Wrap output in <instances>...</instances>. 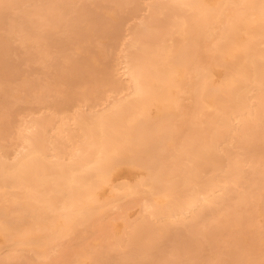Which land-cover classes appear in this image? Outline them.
Instances as JSON below:
<instances>
[{
  "label": "bare ground",
  "instance_id": "obj_1",
  "mask_svg": "<svg viewBox=\"0 0 264 264\" xmlns=\"http://www.w3.org/2000/svg\"><path fill=\"white\" fill-rule=\"evenodd\" d=\"M7 1L9 2V0ZM10 1L9 4H12L13 7L17 6L19 9L22 7V5L19 7V0ZM23 1L26 2V0ZM32 1L33 0H29V2ZM39 1H45L44 3H46V0ZM39 1L37 4L41 5ZM121 1L122 0H115L116 5L114 3L113 8ZM125 1L129 2V0ZM131 1L129 4H134L132 8H129L130 6L128 3L129 7L126 5V2L125 4L124 1L122 2L128 7L129 12L132 10L134 12V9L138 8L139 2H133L134 0ZM8 2L6 3L7 7L10 6L8 5ZM43 2L42 4H44ZM61 2L57 0H48L46 6H44V4V7L40 6L42 8H39L38 6L36 7L40 9V11L37 9L38 12H36L34 6L31 5L32 3L29 5L28 3L26 4L28 7L30 6L29 8L23 4V7L25 6L23 10H26L24 12L23 10L19 11V14L21 12L20 16L24 14L23 16L25 17L26 15H29L28 19L30 21L28 20L27 24H24L31 27L34 24L33 21H36L31 20L33 16H36L34 14H37V16L38 14L41 15L42 18L40 19L47 17L52 19L60 12L62 15V12L65 10L62 11V9H60L62 5L59 7V3ZM64 2L65 0L61 4L65 5L68 3L66 1L64 4ZM81 2L82 1H80V6L83 4V2ZM86 2L88 9H90L91 7L89 8V6L91 5L88 4L90 1L88 2L86 0L85 4ZM13 3H18L19 5H14ZM93 3L96 5L97 1H93ZM2 4L3 0H0V6L3 7ZM90 4L92 3L90 2ZM83 6L86 7L84 4ZM146 6L150 9L149 14L144 15V18L140 20H135V25L133 22L134 27H132L133 25H130L132 27L131 33L129 34V32H126L128 33V41L125 39L126 37L122 38L127 41L124 48H121V44L119 43L121 53L118 56L120 59H118L117 66L115 65L116 67L113 69L111 68V70L107 69L105 72H99L97 75L101 76V80L102 77H104V81L110 86L109 88L113 93L115 92V95L111 94L112 98L108 94L111 99H106L107 101L103 105L86 107L87 109H80L81 107L77 106L78 109H74V114L63 115L62 110L66 109L67 111L68 107L64 108L62 106L64 103H60V100L68 99L67 96L69 97L70 95L69 90L67 91L65 89L68 86L72 87L75 82V80L72 79L71 81V79H69V75L78 77L76 82H80L79 79H82L81 82L84 87H80L79 83L76 84L78 87L74 85L80 89H78L77 92L80 94L79 92H85L87 86L86 82L88 83V81L92 80L90 78V80L88 79L87 81L86 77L94 75V70L98 72L99 67L102 66V64H98L95 61L92 65L90 62L91 59H93L92 54L88 56L85 54L82 56L81 54L80 57L78 56L79 58L76 57L72 59L66 52L64 53H66L67 56L63 53V51L66 50L68 52V49L60 47L59 50L63 49L61 52L65 56L59 51V53L64 56L59 58L65 59L66 57V59H68L69 57L68 61H70V65L68 62L65 63V66L67 64V67L66 71H63L68 73L65 78L62 79V82L66 86L63 87L65 89L62 90V93L60 92L62 98H59L60 94H58V97H53L54 100L55 98H59V101L57 100L58 102H53L54 106L53 104L52 106L54 107V110L49 113L50 110L48 109L49 111L47 113L49 114H40V116H35L34 114H32L34 116L27 115V119L25 120L24 118L21 124L18 123V119H16V122L18 123L17 125H20L18 129H16L17 133L14 131L17 140L14 138L15 144L13 145L12 150H9L10 152L5 147H11L12 145L5 146L4 144L3 148V144L1 145L0 142V238H3L0 239V242L3 240V246H0V248H10L13 251L11 252L15 254L14 257H24L25 259H23V261L26 260L28 256L30 262H26L27 264L32 262L30 256L24 254L25 252H33V254L42 259L48 258V256L51 257L48 250L50 248L52 249V244H57L56 242L61 241V239L65 240L64 237L68 238V235H71V237L75 236V239L73 238V240L76 241V239H78L79 241V238L82 237L81 234H85L86 232L87 235L88 231L84 232V229L81 227L83 231L81 230L80 232V230H78L80 227L78 228V226H85V230H88L87 228L89 226H86L87 224H96L93 225V230L95 231V228H97V232L95 231L94 233L91 229L89 233L91 236L93 233L96 240L97 238L94 234H97L96 236L99 238V242L104 241V239L106 240V243L104 244L100 242L102 247L99 246V248H97L96 245L98 240L97 242H94L96 245L91 242L94 239L89 241V243L91 242L92 244L85 243L83 245L79 243L77 244L78 247L76 249H73L75 248L74 246L71 247L73 250L69 248L71 245H68L67 242H59L63 244V246L61 244L62 249L58 250V247L56 248L57 251H54V248L52 249V251L55 252L52 256H56L59 252L58 257L56 256L57 258H53V260H51L52 258H49L46 262L53 261L54 264H110L111 261L109 262V260L112 258L114 259V264H138L136 257L141 258L142 256L144 258V256H146L147 259L150 254L154 255L156 252L153 254L151 251L157 244L159 245L158 247H160V249H158L161 250V246L163 245L161 243L167 241H164L163 238L170 233V227L174 225L173 223H171V226L169 225V222L172 220H175V223L177 221L180 223L179 228H182V231L185 228L190 229V227H192L190 231L185 229L187 234L188 232L191 233V236H186V238H189L187 239V242L185 243L183 232V243H181L182 239L181 241H178V244H184V247L190 245V243L199 236L202 237L203 235L205 238L212 236L213 233L216 232L215 230H221V228L223 230L228 223L230 224L232 222L231 228L230 226L228 227L231 230H227L231 232V237L229 236L227 238H232L231 245L234 246L231 252H235L238 249L241 237L242 239L244 236H249L251 238L252 232L257 230L256 228L250 229L251 226L254 227V223L252 219L246 220L243 212L247 211L248 216L252 217L257 211V205H260L264 211V152H262L263 160H260L259 156H261L260 152L262 149H260V152L259 150L257 151V148L261 143L258 141H264V0H216L214 3L209 0H155L151 3V7L149 4ZM32 7L35 12L32 11ZM101 7H104V12L102 11L104 17L97 15L98 20L95 19L96 16L93 18L89 15L91 14L89 13L91 10H86L82 6L80 9L76 7L78 10H75V13L77 12L80 16L82 15L86 18L84 19L81 17L83 19L80 21L84 30L91 32V27L95 26H91L93 24L91 23V20H95L96 23L101 20L105 25H102V27L105 29L109 28V31H111V35L109 36H115L114 32L117 31V27L114 23L117 24L116 22L121 16L118 18V16L114 15L111 12V7L109 8L110 11L105 10L107 6ZM27 8L29 11H27ZM94 8L98 10L95 6ZM99 9V11H101V8ZM125 9H122L123 12H127L126 7ZM114 10L112 11L114 12ZM119 11V9L118 12L116 11L119 15L129 14H120L121 11ZM97 12L98 11L95 13ZM73 13L74 12L72 11V15H74ZM159 13H162L163 16H157ZM32 14L33 16H31ZM87 15H89V17ZM23 16L22 18L20 17L21 24L26 21ZM37 16L35 18H37ZM76 16L78 15L76 14ZM66 17L67 16H65V18ZM157 17H160L161 19L159 20ZM67 18L69 19V17ZM124 18L126 17H123L122 19ZM15 21V24H17V21L19 22L18 19ZM48 21L50 20H47V22ZM136 21L139 22L137 23ZM8 22L7 28L12 24V22ZM28 22L33 24L29 25ZM4 23L0 25L3 26ZM51 23L53 24V20ZM46 24L47 23H45V25ZM17 25L19 26V24ZM23 25L20 28L26 30V25H24L26 28H24ZM64 25H62L61 28H64ZM57 26L59 25L57 24ZM74 26L72 27L71 25L70 28H74V31L76 30L77 32L78 30L76 29V26L79 27V25ZM100 26H98L97 31L102 28H100ZM11 28L12 26L9 28L10 33L16 30L14 28H12V30ZM9 29L6 30L8 31ZM215 29H218L216 30L217 32H215ZM1 30L2 29L0 28V32ZM50 30L51 32L49 31V35L51 36V33H55L56 30L54 29V31L51 27ZM101 30L99 31L101 32ZM43 31H41V33ZM65 31L67 30L65 29L63 31L65 33L64 36L69 38ZM69 31H72V29ZM28 32L23 33L24 37L22 43L24 38L27 37V39L24 40L26 44L25 46L24 43L22 45L20 42L22 50L23 48L28 47L27 43H32V41L26 42L33 37V34H30L31 31L29 32L30 35ZM46 32L47 31H45V33ZM106 32L108 31H105V33ZM26 33L29 35V38L28 36L25 37V35H27ZM108 33L106 36H108ZM3 34L5 35V33ZM73 34L69 35L73 36ZM100 34H102V32ZM9 35L4 37L9 39ZM14 35L15 34L12 33V36ZM46 36L47 41H50L48 40L49 36L47 33L42 37L46 38ZM106 36L104 35V37ZM166 36H168L167 39ZM35 37H33V45L36 43L38 44L37 40L39 39L36 40ZM108 37H106V39ZM67 38H65L64 41L68 40ZM79 38L80 37H77V39ZM96 38V40H100V38ZM112 38L113 37H111V39ZM11 39L12 38L9 40ZM41 40L42 39H40L39 44H42V46L38 45L37 48L35 45L38 49V53L37 51L36 53L39 55L43 52L42 50H46V47H48L46 44L48 42H45L46 39H43L44 41L42 40L43 43H41ZM69 40L71 39L69 38ZM85 40L86 43H89L87 38ZM109 40L108 42H111ZM56 41L59 42L58 40ZM50 42L52 43V41ZM66 43H68V41H66ZM113 43L116 44L115 41ZM121 43H125V41ZM45 44L47 45L46 47ZM29 45L31 46V44ZM30 46L28 49H30ZM109 46H106L107 50ZM5 47V41L0 39L1 74L8 69V67L5 68V70L4 67L1 69L3 65L1 60L6 49ZM35 47L33 46L32 49L35 50ZM39 48L42 50H39ZM57 48L52 51L53 53L50 52L51 50L48 48L50 50V55L53 57H51V60L49 58L50 55H48L49 57L41 59L45 61V59L49 58L46 60V63L48 60L52 61L55 58L57 59V57L54 58V52H58ZM14 49L17 51V48ZM39 51L42 52L39 53ZM47 51H44V53ZM57 52L56 56L58 54ZM45 55L47 56V53ZM41 56L43 57L44 55ZM30 58H27L28 61H31L29 60ZM39 58H36V61H38L37 59ZM59 58L57 59V62ZM41 59L39 60L41 61ZM115 61H117V59ZM4 63L8 65L9 61L7 62L6 60ZM43 63L45 65V62ZM96 65H100L98 70ZM58 66L61 70L60 65ZM58 66H56V68ZM56 68L55 70H57ZM219 68L221 71L218 79H216V70ZM101 69L103 68L101 67ZM41 71L38 73L42 74ZM46 73L48 72L43 71V75ZM115 74H118L119 77H116ZM47 75L50 77L52 74ZM94 76L92 77L94 78ZM22 79L23 78L21 77L20 83L24 80L23 85L25 86L26 83L28 84L29 80L26 82V79ZM47 80L48 79H46L45 82H47ZM94 80L96 79L94 78ZM99 81L100 79L98 82ZM30 82L32 83V81ZM24 86H22L23 89L25 88ZM41 86L43 87L44 85L41 83ZM12 88L10 89L12 90ZM68 88L70 89V87ZM73 88L74 87H72L71 90H73ZM27 89H29V87H27ZM56 89H59L57 91H60L62 87L60 89L57 86ZM7 91H5V94H7ZM76 91L74 93H76ZM93 91H95V88ZM93 91H90L89 93L91 96ZM64 93H66L64 95L66 96L65 98L62 96ZM24 94L26 95V90ZM85 94L88 93L85 92L81 94L83 99ZM20 95H23V93ZM73 95L75 94L71 93V96ZM37 96L41 97L40 95ZM76 96L77 95L74 97ZM3 97L5 96L3 95ZM43 97H45L44 94L42 95L41 100ZM0 98V101L3 100L2 97ZM186 98L188 99V102L184 101ZM22 99L20 100L22 101ZM25 99L26 98L24 97V100ZM73 99L72 97L70 98V100ZM41 100L39 99V101ZM44 100L46 99H43V102L41 103H44ZM36 101H38L37 98ZM91 101L89 100V102ZM2 102H0L1 105L3 104ZM88 106H90V104ZM14 107H16V105L13 106V108ZM19 109L20 108L17 110L15 108L17 113L19 112ZM8 110L6 113L10 111L8 115L10 117L13 116L10 114L14 111L11 112V110ZM57 111L61 112L60 115L62 116H60ZM32 112L33 110L31 113ZM6 113L1 115H4L5 117ZM56 114L59 115V117L57 116V120H55ZM36 115H39V113ZM4 117L2 116V118H0V126L3 125L2 122ZM20 118L19 120H21ZM12 123L11 125H13ZM1 128L4 129L5 124L4 127ZM7 128L9 130V127H6L5 130ZM4 135L2 139H4ZM12 135L13 134L11 133V138ZM6 141L7 140H5V142ZM226 141L228 144H232V147L235 146V148L238 147L241 149L242 152L239 154L232 152L231 146L230 149L227 144H225L227 147L225 145L222 146V143H226ZM11 144L13 143L11 142ZM261 145L264 147V143ZM245 163H248L247 168H245L247 164L244 167ZM124 164L129 165L130 167L143 168L145 174L142 177L138 174V179L135 174L136 178H134L137 180L134 179L135 182H132L133 177L130 180L124 177L126 176V172H124V175L121 174L124 170H122L123 167L121 166ZM136 168H133L134 171L140 170H136ZM131 169L129 170V173H131ZM118 170H121V172L118 173ZM127 175L128 177L130 176L128 173ZM244 181H247V183L250 184V186L247 184L249 190L243 188L246 186ZM243 183L245 186L241 188V184ZM252 184H258L255 188H258L260 185L259 191L257 192L261 196H259L257 192L258 197H255V193L252 194V192L257 190V188L254 189V191L251 189ZM234 187H238L237 192H231ZM228 192L229 196L230 193H234V196L232 197H237L234 205L232 203V207H230L231 204H228L229 201L226 203L228 207L224 205L229 197L226 195ZM236 193L237 196L235 195ZM134 195H142L144 197L142 199L144 200L143 203H140L143 204V208L141 209L144 210L141 212L139 209V212H141L142 215L139 213L140 216L136 219L134 218L132 222H130L132 218L129 219L131 215L129 217L126 216L129 221H125L127 223L130 222V224L125 226L126 222L123 223L125 224V227L129 226L128 229L126 228V230H128L126 232L127 236L125 231H123L126 236L125 238L124 235H122L123 238L121 237V231L125 229L122 227L121 231L119 230V232H116L118 230L116 229V226L120 223L114 218L119 217V210L126 212L128 208L135 205L133 204L130 206V203L134 202L130 201L133 198L129 200V198ZM140 196H137V200L142 198ZM126 199H128V201H126ZM124 200L126 202H123ZM230 200L232 199L230 198ZM234 200L235 199H233V201ZM250 202L253 203V205L247 209L245 205L248 203L250 204ZM221 203L226 206L222 208H228L229 211L224 209L223 211H227V213L221 215L220 213L223 212L221 209L222 212L219 210L220 213L215 215V212L217 213L218 211L217 208H219L216 207V205L218 206ZM114 205L118 207V210L115 209ZM223 205L221 204V206ZM107 207H114L116 210V214L115 212L113 215L110 214L113 220H111V218H109L111 221L107 219L110 222V225L115 228V233L110 225V227H106L105 223L108 221L103 220V217L105 218L106 214L108 215ZM111 208H109L110 212ZM201 217L206 218L203 219V221L207 220V217L211 220L214 218L215 220H210V223L206 221L207 224H205V221H201ZM198 218L201 219L200 222L198 221ZM254 218L255 217H253V219ZM100 219L105 222L103 223ZM202 222L204 223L205 228H203L205 231L200 227L201 225H199ZM214 222L216 223L213 224ZM197 223L199 227L197 226ZM177 226L174 228L176 229ZM106 228L107 230L110 228L114 234L112 235L108 233L106 235V232H108ZM200 229L204 231V233H202L203 231L201 230L202 235L201 233L200 235L198 234ZM174 230L171 232L176 234L177 229L175 232ZM248 230L251 231V233L246 234ZM179 231L181 232V230ZM259 231L261 234L259 239L252 238L255 242L251 239L250 240L255 244L260 240L258 242L261 247L262 245L264 247V231ZM173 233H170V236L173 235ZM228 233L225 236H228ZM72 234L74 235L72 236ZM84 234L83 236H86ZM152 234L160 237L163 241L161 242L160 240L159 243H157L158 238L152 236ZM187 234L185 232V235ZM195 234H198V237L196 235L195 238ZM219 234L222 235L221 233ZM108 235L112 237L114 240L113 242H111V239L109 242ZM168 236L169 235H167V237ZM174 237L175 236L173 235L171 240L174 239ZM222 238H220L219 241L226 239V237H224V239ZM82 240L84 241V238H81V241ZM168 241H170V239ZM261 242L263 243L261 244ZM122 243L125 246H122ZM204 243L206 242H203V249L205 248ZM128 244L131 246L129 250ZM178 244L176 246H178ZM214 244L215 243H213V245ZM241 244L244 245L243 242ZM114 245L115 247L117 246L118 249H120L118 245H121L122 249L128 247V251H122L124 253L120 252L117 256L113 254L115 256L114 258L110 253L113 252L110 251V249H112ZM193 245L194 244L191 246ZM199 245L200 243L195 244V246ZM209 246L208 248H213L212 245L211 247ZM254 246H248L247 248H252L254 251V248H257V246ZM115 247L114 249L116 250ZM224 247H226V245ZM176 249H178V247ZM186 249L187 251L190 250L188 248H185V250ZM221 249L222 246L220 250ZM153 250L156 249L154 248ZM217 250L219 251V249L216 248V251L212 252L210 250V252L216 255ZM250 250L247 249L245 252H250ZM183 251L182 253H184ZM14 252H17V254ZM224 253L225 252H223V254ZM192 254L194 255V253ZM248 254L250 253H243L242 251V254L240 255L245 259V264H253L250 257L246 259V255ZM10 255L11 253L9 256L7 255L8 259H10ZM236 255L238 254L235 253V257ZM1 257L0 264H5V260L7 259L4 260L1 259ZM39 257H37L35 261L32 257L33 263L45 264L46 262L44 263L38 260ZM151 257L153 258V256ZM232 257L231 259H233ZM181 258L178 260H181ZM237 258L238 256L236 259ZM189 260L190 259H188V261ZM23 261H21V263H23ZM182 261L184 260H181V262ZM185 261L187 262V260ZM260 261H257L255 264H262ZM161 262L162 261L159 263ZM47 263L51 264L52 262ZM151 263L154 264V261ZM156 263L158 264V262ZM188 263L189 262H187V264ZM191 263L194 264L193 262ZM139 264L143 263L140 262ZM162 264H170V262L165 261Z\"/></svg>",
  "mask_w": 264,
  "mask_h": 264
},
{
  "label": "rangeland",
  "instance_id": "obj_2",
  "mask_svg": "<svg viewBox=\"0 0 264 264\" xmlns=\"http://www.w3.org/2000/svg\"><path fill=\"white\" fill-rule=\"evenodd\" d=\"M39 0H36V1H32V2H29V0H26V2L25 1H23V0H19L18 1V3L20 2V6L19 7H21V5H22V7L19 9L17 6H15V7H13V5L11 6L9 3L11 2L10 0H9V2L7 1V0H3V7L2 6H0L1 8H0V20H1V23L0 24H3L4 22V25L2 26V25H0V28L2 29L1 30V32H0V39H3L4 41H5V43H6V49H5V52H4V54H3V56H2V67H1V69H3V67H4V70H5V68H7L8 67V69L7 70H5V72L3 71V73L1 74V71H0V97H2L3 98V100H1L0 102H2V101H4V102H2L3 104L1 105V103H0V118H2V116L4 117V115H1V114H3V113H6L7 112V110L9 109V110H11L12 108H13V106H15L16 105V107H14L12 110H11V112H13V113H11L10 115H13V116H9L8 115V113L10 112L9 110V112L8 113H6L5 114V117L3 118V122H2V126H0V131H1V133H0V142H1V145L3 144V148H4V144H5V146H11V147H5L8 151L10 150H12V147H13V145L15 144L14 142H15V140H14V138L17 140V138H16V136L14 135V134H16L17 133V131H16V129H18V127H19V125L22 123V121L24 120V118H25V120L27 119V115L28 116H30V115H32V114H34L35 116H40V114L42 115V114H49V113H51V111L53 112V110H54V103L55 102H58L59 101V98L61 99L62 97H61V93H62V90L63 89H65V88H63V87H66L65 86V84L62 82V79L63 78H65V76L67 75V73H65V72H63V71H66V67H67V64H66V66H65V63L66 62H68V64L70 63V61H68V59H69V57L70 58H72V59H74V58H79L80 56H81V54H82V56L85 54L86 56H88V55H93L92 57H93V59H91V64L93 65V63L96 61L98 64H102V66H98V65H96V67H97V70H98V67H99V71L97 72L96 70H94L95 72H94V75H89V77L87 76L86 78H87V81H88V79L90 80V78L92 79L91 81H88V83L86 82V90H85V92L86 93H88V94H85V96H89L88 98L87 97H85L84 96V99H83V96L81 95L82 93H85V92H79L80 94H78L77 92H78V89L79 88H77L78 86L76 85L77 83H79V85H80V87H84V85L82 84V79L80 78L79 80H80V82L79 81H77L76 82V80H78L77 78L78 77H73V76H70L69 75V79H71V81H72V79L73 80H75V82H74V84L72 85V87H74L73 88V90L75 89V88H77L76 90H71V86H68V87H70V89L68 88V87H66V89L65 90H69V97L71 96V93L72 94H75V95H77L76 97H74L75 95H73V96H71L72 97V99H73V97H74V99L73 100H70V98L67 96V98L69 99H65V100H60V103H64L62 106L64 107V108H67L68 107V109H67V111H66V109H64V110H62L63 111V115H72V114H74L75 112H74V109L76 108V109H78L77 108V106L78 107H81L80 109H87L88 107H92V106H97V105H103L104 103H106V101L110 98L109 96H111V94H113V95H115V92L113 93V91L109 88L110 86H108V84L104 81V77H102V80H103V82H102V80H101V76L99 77V76H97L98 74H99V72H105V70H111V68L113 69V68H115L116 66H117V62L119 61L118 59H120L118 56H119V54L121 53V51H120V49L121 48H124V46H125V44H126V42L128 41L127 39H128V33H126V32H129V34L131 33V30H132V27H134V25H135V20H140V19H142V18H144V15H147V14H149V11H150V9H148L149 7H147L146 5L147 4H149L150 5V7H151V3H153L154 1H152V0H134L133 2H139L138 3V8H136V9H134L135 11L133 12V10L132 9H129V10H132L131 12H129L128 11V7L129 8H132L133 7V3L130 5L129 3H130V1L131 0H129V2H126L125 0H122V1H124V4H125V2H126V5L128 6V4H129V6L127 7V6H125L124 4H123V2L121 3V2H119V4H117V6H115L114 8H115V10L118 12V9L121 11H119L120 12V14L122 13V14H124V13H129L128 15H119L118 13H116V11L114 10V8H113V6H114V3H115V5H116V2H115V0H87L88 2L90 1L92 4H90V2L88 3L89 5H91V6H89V8L90 9H88V7H87V2H86V4H85V1H83V0H65V2H64V4L66 3V1L68 2V3H66L65 5H63V4H61V3H63V1L64 0H57V1H59V2H61V3H59L60 5H59V7L61 6V8L60 9H62V11H64V12H62V15L59 13L57 16H52V17H54V18H50V17H47V18H44V19H40V18H42V16L41 15H39L38 14V16H37V14H34V15H36L37 16V18H35L34 16H33V14L31 15V16H33V18H31V20L33 21V20H38L37 21V24H36V21H33V25L31 24V22L29 23L28 22V24L29 25H32L31 27H28V25H26L27 24V21L29 20L28 18H29V15L27 16L26 15V17L25 16H23V17H25L24 19L26 20V21H24V22H22L23 24L24 23H26V24H24V25H26V27H27V29L25 30H23V28H20V27H22V25L23 24H21L20 23V20H21V18H22V16H20V14H21V12H20V14H19V11H21V10H23V8H25V6L23 7V4L24 5H26L28 2V5L30 4V3H32L31 5H33L34 6V8H35V10H36V12H38V11H40V9L39 8H42V7H40V6H43L44 4V6H46V4H48L47 3V1L48 0H46V3H44L43 1V3L44 4H42V2L41 1H39L40 2V4L41 5H39V4H37V2H38ZM52 1V0H51ZM80 1H82L83 2V4L84 5H86V7H87V9H86V7L85 6H83V4H81V6L84 8V9H86V10H91L89 13H91V14H89L90 16H92L93 18H94V16H96L95 17V19H97L98 20V18H97V15H99L100 17H104V15H102V14H104L103 12H104V7L102 8L101 6H107L106 8H105V10L106 11H110V9H112V10H114V12L116 13H114L112 10H111V12L114 14V15H116V16H118V21L116 22L117 24H115L114 23V25H116V27H117V31H115L114 33H115V36H109V35H111L110 33H111V31H109V28L106 30L105 28H103L102 27V25H104V23H102L101 22V20L98 22V23H96L95 22V20H91V23H93L91 26H96V28H95V26L94 27H91V32L89 31H86V30H84L83 29V26H82V23L80 22V21H82V19L84 18L82 15L80 16L77 12L75 13V10L77 11L78 9H80ZM93 1L95 2V1H97V4L96 5H94V3H93ZM150 1H152V2H150ZM210 2H215L216 0H209ZM8 2V5H10L9 7H7V3ZM22 2H24V3H22ZM34 2V3H33ZM81 2V3H82ZM132 2V1H131ZM148 2V3H147ZM18 3H13L14 5H16V4H18ZM79 3V4H78ZM128 3V4H127ZM6 4V5H5ZM19 5V4H18ZM28 5H26V7H28ZM78 5V6H77ZM39 7V8H36V7ZM43 6V7H44ZM63 6H65V7H63ZM80 6V7H79ZM94 6L96 7V8H98L99 6V8H101V11H99L100 9L98 8V10L97 9H95L94 8ZM119 6H120V8H119ZM11 7H13V8H11ZM30 7V6H29ZM28 7V8H29ZM75 7V8H74ZM78 9H77V8ZM111 7V8H110ZM117 7H118V9H117ZM125 7L127 8V12H125L126 11V9H125ZM140 7V8H139ZM28 8H27V11H29L28 10ZM33 8V7H32ZM34 8L32 9V11H34ZM73 8V9H72ZM110 8V9H109ZM37 9H39L38 11H37ZM125 9V11L123 12V10ZM138 9V10H137ZM4 10V11H3ZM26 9H24L23 10V12L25 11ZM31 10V9H30ZM72 11L74 12L73 14L74 15H72ZM96 11H98L97 13H95ZM103 11V12H102ZM148 11V12H147ZM22 12V13H23ZM35 12V11H34ZM68 14H67V13ZM94 12V13H93ZM102 12V13H101ZM133 13V14H132ZM64 14H65V16H67V17H69V19L67 18H65V16H64ZM76 14L78 15V16H76ZM93 14V15H92ZM94 14H96V15H94ZM16 15H18V16H16ZM61 15V16H60ZM72 15V16H71ZM89 15H87L88 17H89ZM161 15V16H160ZM14 16H15V19H14ZM143 16V17H142ZM157 16H160V17H162L163 15H162V13H159ZM21 17V18H20ZM39 17V18H38ZM58 17V18H57ZM60 17V18H59ZM64 17V18H63ZM75 17V18H74ZM81 17H83V18H81ZM99 17V18H100ZM123 17H126V18H124V19H122ZM141 17V18H140ZM146 17V16H145ZM160 17H157L159 20L161 19ZM77 18V19H76ZM13 19H14V21L15 20H19V22L17 21V24H19V26L17 25V24H15V22L13 21ZM45 19H46V21H45ZM78 19H81V20H78ZM84 19H86V18H84ZM41 20V21H40ZM47 20H50V21H48L47 22ZM53 20V24L51 23V21ZM71 21V22H68V21ZM74 20V21H73ZM8 21H10V23L12 22V24H10V27L12 26V28H14V29H16L17 30V32H16V30H14V31H12V33H14L15 35V37L14 36H12V33H10V27L9 28H7V26H8ZM30 21V20H29ZM44 21V22H43ZM62 21V22H61ZM65 21V22H64ZM76 21V22H75ZM120 21V22H119ZM40 22V23H39ZM42 22V23H41ZM64 22V23H63ZM133 22H134V25H133ZM137 23L139 22V21H136ZM6 23H7V25H6ZM14 23V24H13ZM44 23V24H43ZM45 23H47L46 25H45ZM59 25V26H57V24ZM70 23H72V24H70ZM78 23V24H77ZM81 23V24H80ZM113 23V22H112ZM132 23V24H131ZM136 23V24H137ZM64 24H66V25H64ZM76 24V25H79V27H77L76 25V29L80 32H76V30L74 31V28H70V26L72 25V27L74 26V25ZM98 24V25H97ZM24 25H23V27H24ZM42 25V26H41ZM62 25H64L63 27L64 28H61V26ZM101 25V26H100ZM118 25V26H117ZM132 27H131V26ZM74 26V27H75ZM98 26H100V28L103 30H101V29H99V30H101V32H102V34H100L101 32L99 31H97V29H98ZM105 26V25H104ZM16 27V28H15ZM17 27H18V29L20 30V33H19V30L17 29ZM26 27H24V28H26ZM44 27H46V28H44ZM50 27H51V29H55L54 31H55V33L54 32H52L51 33V36L49 35V33L51 32V30H50ZM130 29H129V28ZM9 29L8 31H9V33H10V35H9V33H8V31L6 30V29ZM11 28V29H12ZM60 28V29H59ZM119 28V29H118ZM4 29V30H3ZM30 29V30H29ZM44 29H46V30H44ZM67 30V31H65L66 32V35H68L69 36V38L71 39V40H69V38H67V36H64L65 35V33L63 32L64 30ZM70 29H72V31H69ZM123 29V30H122ZM128 31H127V30ZM13 30V29H12ZM23 30V31H22ZM44 30V31H43ZM52 30V31H53ZM120 30V31H119ZM122 30V31H121ZM216 30H218V29H215V32H217ZM3 31V32H2ZM6 31V32H5ZM31 31V35L33 36V37H35V39L37 40V39H39V40H37V42H38V44L36 43L35 45H36V47L38 48V45L40 46H42V44H39L40 42V39H46L45 40V42H48V43H50V44H48V43H46L47 45H48V47H46L47 45L45 44V47L47 48L46 50H42L43 48L42 47H40V48H42V49H40L39 48V50H42V51H39V53H44V51H47L46 53H47V56L45 55L46 53H44V54H42L41 53V55H44L43 57L41 56V55H39V54H37L38 53V49L35 47V45H33L32 43L34 42L33 41V37L32 38H30V39H28L26 42H29V41H32V43L30 42V43H27V45H28V47L30 46L29 44H31V46H30V49H28V47L27 48H23V50H22V45H23V43H24V46L26 45L25 44V39H27V37L26 36H28V38H29V32ZM41 31H43L42 33H41ZM45 31H47L46 33L48 34V40H50V41H52V43L50 42V41H47V36H46V38H43L44 37V34H46L45 33ZM50 31V32H49ZM62 31V32H61ZM69 31V32H68ZM95 31V32H94ZM97 31V32H96ZM105 31H108V32H106L105 33ZM24 32H28V34L27 35H25V37L26 38H24V40H23V43H22V39H23V37H24V35H23V33ZM40 32V33H39ZM58 32H61V33H58ZM71 32V33H70ZM77 33L78 34V36H77V34L75 35V34H73V33ZM3 33H5V35L3 34ZM68 33V34H67ZM92 33V34H91ZM94 33V34H93ZM107 33H108V36H106L107 35ZM113 33V34H114ZM116 33H117V35H116ZM123 34V35H121V34ZM3 34V35H2ZM37 34H39V35H37ZM69 34H73V36L72 35H69ZM100 36H99V35ZM112 34V35H113ZM8 36L9 35V37L10 38H12L11 40H9V39H7V37L5 38L4 36ZM43 37H42V36ZM85 35H88V36H85ZM104 35L106 36V37H108L109 39H111V37H113L111 40H109L108 38V40L109 41H111V42H108V40L106 39V37H104ZM72 36V37H71ZM98 37V38H100V40L98 39V40H96L97 38L96 37ZM121 36V37H120ZM124 36V37H123ZM4 37V38H3ZM41 37V38H40ZM77 37H80L79 39H77ZM126 37V38H125ZM167 37L168 36H166V39H167ZM65 38H67L68 40H65L64 41V39ZM88 39L89 40V43H86V40L85 39ZM115 38V39H114ZM119 38V39H118ZM122 38H125V39H122ZM14 39H17V40H14ZM53 39V40H52ZM61 39V40H60ZM9 40V41H8ZM35 40V41H36ZM42 40H41V43H43L42 42ZM43 40V41H44ZM56 40H60L59 42H57ZM169 40V39H168ZM19 41V42H18ZM66 41H68V43H66ZM115 41L116 42V44L115 43H113V42ZM124 42L125 41V43H121V42ZM20 42L22 43V45H20ZM44 42V43H45ZM61 42V43H60ZM118 42V43H117ZM110 44V46H109V44ZM112 43V44H111ZM119 43L121 44V48H120V45H119ZM54 45V46H52V45ZM65 44V45H64ZM66 44H67V47H66ZM108 44V45H107ZM37 49H32V47L33 46ZM44 45V44H43ZM84 45V46H83ZM87 45V46H86ZM112 45V46H111ZM123 45V46H122ZM59 46V47H58ZM106 46H109L108 47V50H107V47ZM58 47V48H57ZM60 47H65V48H67L68 49V52H67V50L66 51H63V53L64 52H66L68 55H69V57H68V59H66V57H65V59H60L61 57H64L65 55H66V53H64V54H62V50H59V48ZM113 47V48H112ZM14 48H17V51H16V49H14ZM51 50H49V49ZM55 48H57L58 49V54H57V56H56V52H54L55 54V56H54V58L55 57H57V59L59 58V60H58V62H57V59L55 58V59H53L52 61L54 62H52V61H50L51 60V57H52V55H50V52H52V51H54V49ZM111 48V49H110ZM20 49V50H19ZM113 49V50H112ZM22 50V51H21ZM29 50H30V52H29ZM56 50V49H55ZM118 50H119V53H118ZM21 51V52H20ZM36 51H37V53H36ZM50 51V52H49ZM59 51L61 52V54L62 55H64V56H62L60 53H59ZM53 53V52H52ZM107 53V54H106ZM118 53V54H117ZM117 54V55H116ZM4 55H5V58H4ZM48 55H50V57L48 56ZM71 55V56H70ZM29 56V57H28ZM37 56V57H36ZM39 56H40V58H39ZM67 56V55H66ZM73 56V57H72ZM79 56V57H78ZM32 59H31V58ZM44 57L46 58V57H49L50 58V60H48L47 61V63H46V60L47 59H49V58H47V59H45V61H43L42 59H44ZM115 57H117V58H115ZM27 58H30L29 60H31V61H28V59ZM36 58H39V59H41V61L39 60V59H37L38 61H36ZM53 58V57H52ZM5 59V60H4ZM18 59H19V62H18ZM117 59V61H115ZM4 60V61H3ZM6 60H7V62L9 61V64L7 65V64H5L4 62H6ZM35 60V61H34ZM71 60V59H70ZM89 60H90V58H89ZM40 61V62H39ZM45 62V65H44V63L43 62ZM42 62V63H41ZM52 62V63H51ZM64 63V64H63ZM49 64V65H48ZM52 64H53V66H52ZM1 65V64H0ZM7 65V66H6ZM10 65V66H9ZM42 65H43V67H42ZM46 65H48V66H46ZM55 65V66H54ZM58 65H60V67H61V70H60V68H59V66ZM70 65V64H69ZM106 65V66H105ZM116 65V66H115ZM6 66V67H5ZM45 66V67H44ZM56 66H58L57 68H56ZM64 66V67H63ZM10 67V68H9ZM65 68V69H63V68ZM96 67H95V69H96ZM101 67L103 68V69H101ZM55 68L57 69V70H55ZM36 69V70H35ZM37 69H39V70H37ZM42 70V71H41ZM103 70V71H102ZM40 71H41V73L42 74H39L40 73ZM43 71H45V72H48V73H46V74H44L43 75ZM220 71H221V69L219 68V69H217L216 70V75H215V78L216 79H218V77H219V73H220ZM39 72V73H38ZM54 72V73H53ZM56 72V73H55ZM60 72V73H59ZM47 74H49V75H53V77H52V75L49 77ZM92 76H94V78L96 79V80H94V78L92 77ZM97 76V77H96ZM115 76L117 77H119V75L118 74H115ZM23 78V79H26L27 81L26 82H28V80H29V82H28V84L26 83V85L24 86L23 85V82H24V80L20 83V78ZM52 77V78H51ZM62 77V78H61ZM75 78V79H74ZM46 79H48L47 80V82H45L46 81ZM100 79V81L98 82V80ZM5 80V81H4ZM52 80V81H51ZM30 81H32V83L30 82ZM51 81V82H50ZM94 82V84H93V82ZM96 81V82H95ZM53 82V83H52ZM2 83V84H1ZM24 83V84H25ZM30 83H31V85H30ZM41 83H42V85H44L43 87L41 86ZM44 83H47V84H44ZM51 85H50V84ZM56 83V84H55ZM92 85H91V84ZM101 83V84H100ZM17 84V85H16ZM98 84V85H97ZM53 85H54V87H53ZM64 85V86H63ZM77 86V87H75V86ZM90 85H91V87L93 88V90H94V88H95V91H93L92 90V88L90 87ZM96 85V86H95ZM22 86H24L25 88L23 89L22 88ZM29 87V89H27V87ZM33 86H34V88H33ZM39 86V87H38ZM41 86V87H40ZM57 86H58V88H60L61 89V87H62V89L60 90V91H57V90H59V89H56L57 88ZM1 87H3V88H1ZM13 87V88H12ZM36 87V88H35ZM87 87H89V88H87ZM10 88H12V90L10 89ZM31 88V89H30ZM38 88V89H37ZM43 88V89H42ZM49 88V89H48ZM91 88V89H90ZM36 90V92H35V90ZM48 89V90H47ZM54 89V90H53ZM56 89V90H55ZM90 89V90H89ZM7 90H11V91H7ZM23 90H24V92H25V90H26V95L24 94V92H23ZM44 90V91H43ZM80 90V89H79ZM3 91V92H2ZM5 91H7V94H5L6 92ZM39 91V92H38ZM70 91H71V93H70ZM76 91V93H74ZM89 91V92H88ZM90 91H93V94L95 95H93L92 94V92H91V94H92V96L89 94L90 93ZM32 92V93H31ZM34 92V93H33ZM46 93V95H45V93ZM58 92V93H57ZM61 92V93H60ZM63 92H66V91H63ZM95 92V93H94ZM98 92V93H97ZM3 93V94H2ZM22 94L23 93V95H20V94ZM42 93V94H41ZM44 94V96L45 97H43L42 98V100H41V97H42V95ZM58 94H60V96H59V98H55V100H54V96H56V97H58ZM66 93H64L62 96H64ZM108 94H109V96H108ZM3 95L5 96V97H3ZM20 95V96H19ZM37 95H40L41 97H38ZM68 95V94H67ZM84 95V94H83ZM17 96V97H16ZM35 96H36V98H37V100L38 101H36V98H35ZM24 97L26 98L25 100H24ZM34 97V98H33ZM66 96H64L63 98H65ZM17 100H16V99ZM23 98V99H22ZM41 100V101H39V99ZM53 98V99H52ZM79 98H80V100H79ZM86 98H87V100H86ZM104 98V99H103ZM111 98H112V96H111ZM110 98V99H111ZM1 99V98H0ZM20 99H22V101L20 100ZM43 99H46V100H44L45 102L44 103H41V102H43ZM99 99V100H98ZM103 99V100H102ZM107 99V100H106ZM28 100V101H27ZM30 100V101H29ZM58 100V101H57ZM66 100H68V101H66ZM89 100L91 101V102H89ZM24 101V102H23ZM68 103H66V102ZM71 101V102H70ZM104 101V102H103ZM184 101L185 102H188V99L186 98V99H184ZM50 102H52V103H50ZM54 102V103H53ZM88 103V104H87ZM102 103V104H101ZM49 104V105H48ZM52 104H53V106H52ZM90 104V106H88ZM96 104V105H95ZM20 105V106H19ZM48 106H50V107H48ZM12 107V108H11ZM20 108L19 109V112L17 113V111L15 110V108L18 110V108ZM87 107V108H86ZM4 108H5V110H6V112H5V110H4ZM11 108V109H10ZM50 110V112L49 113H47L49 110ZM52 109V110H51ZM4 110V111H3ZM33 110V112L31 113V111ZM29 111H30V113H29ZM65 111V112H64ZM77 111V110H76ZM29 114H28V113ZM68 114H67V113ZM73 112V113H72ZM39 113V115H36V114H38ZM57 113L60 115V113L61 112H58L57 111ZM66 113V114H65ZM58 114H56V119L55 120H57V118L59 117V115ZM24 115V116H23ZM34 115H32V116H34ZM6 116H8V117H6ZM58 116V117H57ZM60 116H62V115H60ZM21 117V118H20ZM19 118L21 119V120H19ZM29 118V117H28ZM16 119H18V123H20L19 125H17L18 123L16 122ZM2 120V119H1ZM5 120V121H4ZM15 121V122H14ZM5 122H7V123H5ZM13 122V123H12ZM11 123L13 124V125H11ZM4 124H5V128L6 127H9V130H8V128L5 130V128L3 129V128H1V127H4ZM10 125V126H8V125ZM14 126V127H13ZM12 129V130H11ZM4 131V133L2 134V132ZM10 131V132H9ZM13 131V132H12ZM16 133H15V132ZM10 135V137H9V135ZM11 133L13 134L12 135V138H11ZM5 134V135H4ZM3 135L6 137H4V139H2V137H3ZM14 136V137H13ZM5 140H7L6 142H5ZM10 144H9V143ZM11 142L13 143V144H11ZM17 142V141H16ZM258 142H261L260 143V145L258 146V148L257 147H255V148H257V151L259 150V152L261 151L260 149H262V151L260 152L261 153V156H259V159L261 160H263V153L262 152H264V147H263V145H261L262 143H264V141L262 142V141H258ZM225 144H227L228 145V147L230 148V146H231V148H232V152H234V153H241L242 152V150L241 149H239L238 147H236L235 148V146H233L232 147V144L230 145V144H228L227 143V141H226V143H222V146H224ZM227 145H225L226 147H227ZM230 148V149H231ZM239 150H238V149ZM236 150V151H235ZM9 151V152H10ZM258 152V153H259ZM259 153V154H260ZM264 161V160H263ZM247 164V165H246ZM245 165H246V167H245ZM127 166V167H126ZM129 165H126V164H124V165H122L121 167H123L122 168V170H123V172L121 173V174H125L124 172H126V176H124V177H126V178H128V179H132V177H133V180H132V182L134 181L135 182V180H137L138 179V174H140L141 176L140 177H142L144 174H145V170H143V168L142 169H140L139 167L138 168H136V167H133V166H129ZM120 167V168H121ZM244 167L245 168H247L248 167V163H245L244 164ZM119 168V169H120ZM127 168H128V170H127ZM134 168H136V170L137 169H140V170H138V171H134V169L132 170V169ZM131 169V173H129L130 170ZM127 170V171H126ZM119 172H121V170H118V173ZM127 173L128 174H130V176L128 177V175H127ZM121 174H118V175H121ZM137 176H136V175ZM123 175H121V176H123ZM137 177V179H135L136 177ZM135 177V178H134ZM139 177V178H140ZM264 177V176H263ZM135 179V180H134ZM244 183H246V186L244 185ZM244 183L243 184H241L242 186H241V188L243 187V186H245V187H243V188H246V189H248L249 190V186H250V184L249 183H247V181H244ZM249 186H248V185ZM256 185H258V184H252L251 185V189L254 191V189H256L255 188V186ZM260 186V185H259ZM259 186H258V188H257V190H255L254 192H252V194H254L255 195V197H258L257 196V191H259ZM236 188V189H235ZM233 189V191H231V192H237V190H238V187H234V188H232ZM230 191V190H229ZM257 192V193H256ZM229 194V192L228 193H226V195H227V197L229 196L228 195ZM232 194V195H231ZM236 196H237V193L235 194ZM258 195L259 196H261L259 193H258ZM135 196V197H134ZM133 197H130L129 198V200L130 199H132V200H130V201H134L135 202V200H136V202L134 203V202H131L130 203V206L131 205H133V204H135V205H133L132 207H130V208H128L127 210H126V212H122L121 210H119L120 211V214H119V211H118V218H114V219H116L117 220V222L118 223H120V224H118V226H116L117 228L116 229H118L116 232H119V230L121 231V229H122V227L125 229V230H122L121 232L123 233V231H125V234H126V232L128 231V230H126V228L128 229V227H125V226H127L128 224H130V222H132L133 220H134V218L136 219L137 217H139L140 216V214L139 213H141V212H143V210L141 209V208H143V204H140V203H143V201L144 200H142L144 197L141 195H137V196H140V197H142V198H140V197H138V198H140V200L138 199L137 200V196L136 195H134ZM232 196H234V193H230V198L232 199V200H230V198L228 197L227 198V200L225 201V203H224V205H226L227 207H228V205L226 204V203H228V201H229V203L228 204H231V206L230 207H232V203H233V205H234V202L236 201V199H237V197L236 198H234V197H232ZM233 199H235L234 201H233ZM126 201H128V199H126ZM125 200L123 201V202H126ZM122 202V203H123ZM136 203H138V204H136ZM222 205H223V203H221ZM221 204H219L218 206L216 205V207H219V208H217L218 209V211H217V213L215 212V215H217L218 213H220V211H221V209H222V211L225 209V208H222V207H226V206H221ZM142 205V206H141ZM251 205H253V203H251L250 202V204L248 203L247 205H245V207L247 208V209H249V207L251 206ZM114 207H115V209L116 210H118V207L117 206H115L114 205ZM114 207H109V208H111V212H110V209L107 207V213H108V215L106 214V216H105V218L103 217V220H106V221H108L107 219H109V218H111V220H113V218H112V216L110 215V214H114V212H115V214H116V210L114 209ZM109 209V210H108ZM114 209V210H113ZM120 209V208H119ZM130 209V210H129ZM139 209H140V211L141 212H139ZM256 209H257V211H256V213H255V215L254 216H248V212H247V214H246V212L244 211L243 213H244V215H245V218H246V220H249V219H252V221H253V223H254V227L253 226H251L250 227V229H253V228H256L257 230L256 231H254V232H252V235H251V238L249 237V236H244L243 237V239H242V237H241V240H240V242L242 243L243 242V244L244 245H242L240 242H239V244H238V249L235 251V252H231V250H232V248H233V246L231 245V243H232V238H230V239H228L227 237H231V232H229V231H227V230H231V229H229L228 227L230 226V228H231V226H232V222L229 224H227L224 228H223V230H222V228H221V230H219V229H217L218 230V232H217V230H215L216 232H214V233H216V234H214L213 233V235L212 236H208V237H210V238H208V237H206L205 238V236H203L202 235V233H204V231H205V227H204V221H205V224H207V222L206 221H208V223H210L209 221L211 220V219H209L208 217H207V220H204L203 221V219H206V218H202L201 217V219H199L198 218V221L200 222V220L201 221H203L202 223H200L199 225H201L200 227H202V229H204V231L202 230V229H200V232L198 233L199 235H200V233H201V230L203 231L202 233H201V235H202V237H204V238H202V237H198V234H195V238H196V235H197V237L200 239H195L192 243H190V245H188L187 247H184L185 245L183 244H181V243H183V237H184V239H185V243L187 242V239H189V238H186V236L188 237V235H190L191 233H189L188 232V234H187V231H185V229H188L189 231L191 230V228L192 227H190V229L189 228H185L183 231H182V228L180 229L179 227H180V223L177 221L176 223H175V220H172V221H170L168 224L171 226V223H173L174 225L173 226H171L170 227V233L172 234L173 232H171V231H173L175 228V226H177L176 227V229H177V231H176V234H174L173 233V235L175 236L174 237V239H172L171 240V238H172V236L173 235H171L170 236V233H168L167 235H169L170 236V238H169V236L167 237V235H165V237L163 238V237H161V238H163L164 239V241H166L165 243L163 242V243H161V244H163L162 246H161V250H159L160 249V247H158L159 245L157 244L155 247H153V249L155 248L156 250H153L152 249V251H151V253H155L154 255H152V254H150V258L149 257H147V259H146V256H144V258L141 256V258L139 257H136L137 259V261H138V264L140 263V262H142L143 264H153V263H151V262H153L154 261V264H157L156 262H158V264H162L163 262H165V261H168V262H170V264H180V263H182V264H187V262H189V263H191V262H193L194 264H196L197 262V264H202V262H203V264H245L246 263V261H245V259L240 255V254H242V251H243V253H250V254H248V255H246V259L247 258H251V261L253 262V264H255L257 261H260V259L261 258H263V259H261V263L262 264H264V247H263V245H262V247H261V245H260V243L258 242V241H260V240H256L257 241V244H255L254 242H255V240H253V239H259V237L261 236V234H260V231L259 230H263L264 231V211L262 210V208L260 207V205H257L256 206ZM113 210V211H112ZM128 210H129V212H128ZM220 210V211H219ZM225 210H227V211H229L228 210V208H226ZM109 211V212H108ZM221 211V212H222ZM227 211H223L222 213H220L221 215L224 213H227ZM113 212V213H112ZM122 214V215H121ZM135 214V215H134ZM137 214H139V215H137ZM123 215H125V216H123ZM131 215V217H129ZM137 215V216H136ZM141 215H142V213H141ZM107 216H108V218H107ZM114 216H117V215H114ZM113 216V217H114ZM121 216V217H120ZM126 216L127 217H129V219H131L132 218V220H130V222H126L125 220H127V221H129L128 220V218H126ZM135 216V217H134ZM125 219H124V218ZM253 217H255L254 219H253ZM211 218V217H210ZM119 219V220H118ZM209 219V220H208ZM214 218H212V220H213ZM102 219H100V221H102L103 223L105 222V221H103ZM110 219H109V221H111ZM211 220V221H212ZM215 220V219H214ZM213 220V221H214ZM99 221V222H100ZM108 221V222H109ZM120 221V222H119ZM108 222H106L105 224H106V227H110L111 225H110V222L108 223ZM126 222V225L125 224H123V223H125ZM212 223V222H211ZM216 222H214L213 224H215ZM93 225H96V224H93ZM92 224H87L86 226H89L87 229L88 230H85V226H78V228L80 227V229H78V230H80V232H81V230L83 231V229H84V232L85 231H88V233H87V235L88 234H90L89 233V231L91 230L92 232H94L95 233V231L97 230V228H95V231L93 230V226ZM108 225V226H107ZM110 225V226H109ZM125 225V226H124ZM203 225V226H202ZM91 226H92V228H91ZM197 226H198V223H197ZM83 229H82V228ZM85 227V228H84ZM199 227V226H198ZM204 227V228H203ZM111 228H113L112 226H111ZM110 229V228H109ZM107 230V228H106V230L108 231V232H106V235L109 233V234H114L115 233V228H113V232H112V230L110 231V230ZM172 229V230H171ZM175 229V230H176ZM105 230V231H106ZM175 230H174V232H175ZM179 230H181V232L179 231ZM224 231H227V232H224ZM97 232V231H96ZM111 232V233H110ZM120 232V233H121ZM177 232H178V234H177ZM182 232H183V234H184V236L182 235ZM185 232H186V234L187 235H185ZM229 232V233H228ZM121 233V237H123L122 235H124V233L122 234ZM219 233H221L222 235H220ZM228 233V236H225L226 234ZM249 233H251V231H247V233L246 234H249ZM84 234V233H83ZM83 234H81L82 235V237L81 238H84V241L82 240L81 241V238H79L80 240L78 241V239H76V241L78 242H76L75 240H73V238L75 239V236L74 237H71V235H68V238L67 237H64L65 238V240L63 239H61V241H59V242H67V244L68 245H71V246H69V248H71V247H75V248H73V249H76L77 247H78V245L77 244H85V243H89V241H91L92 239H94V240H92L91 242L93 243V244H95L94 242H97V240H98V243H97V248H99V246L100 247H102V245H100V242H99V238L96 236L97 234H94L95 235V237L97 238V240L94 238V236H93V233H92V236H91V234L90 235H88L89 236V238H88V236L86 235V232H85V234L84 235H86V236H83ZM218 234V235H217ZM74 234H72V236H73ZM111 235V236H112ZM210 235V234H209ZM224 235V236H223ZM70 236V237H69ZM109 236V242H110V239H111V242H113L114 240L112 239V237H110V235H108ZM107 236V237H108ZM126 236H127V234H126ZM126 236L124 235V237L126 238ZM152 236H155L156 238H158V240H157V243H159V241L161 240V242L163 241L162 239H160V237H158V236H156V235H153L152 234ZM183 236V237H182ZM191 236V235H190ZM189 236V237H190ZM214 236V237H213ZM219 236V237H218ZM222 236H223V238H222ZM123 237V238H124ZM218 237V238H217ZM224 237H226V239L225 240H221V241H219V239L220 238H222V239H224ZM170 239V241H168L169 239ZM215 238V239H214ZM216 238H217V240H216ZM253 238V239H252ZM0 239H3V238H0ZM108 239V238H107ZM115 239V238H114ZM181 239H182V242L180 243V244H178L179 242V240L181 241ZM208 239H210V240H208ZM214 241H213V240ZM253 240V241H251V240ZM205 240V241H204ZM228 240V241H227ZM231 240V241H230ZM2 241L3 240H1V242H0V246H3V244H2ZM74 241V242H73ZM106 240L104 239V241H102L101 243H106L105 242ZM123 241H124V239H123ZM122 241V242H123ZM198 241H199V243H200V245L199 246H195V244H199L198 243ZM209 241H210V243H209ZM217 241H219V242H217ZM59 242H56L57 244H52V249L54 250V251H57V249L58 250H61L62 249V246H63V244L62 243H59ZM69 242V243H68ZM70 242H71V244H70ZM76 242V243H75ZM83 242V243H82ZM89 243V244H92V243ZM196 242V243H195ZM203 242H206V243H204L205 245H204V249L202 248L203 247ZM245 242V243H244ZM124 243H126V242H124ZM178 244V246H176L177 244ZM213 243H215L214 245H213ZM226 243V244H225ZM250 243V244H249ZM263 242H261V244H262ZM2 244V245H1ZM61 244H62V246H61ZM176 244V245H175ZM192 244H194L193 246H191ZM218 244V245H217ZM219 244H222V245H219ZM252 244V245H251ZM254 244H255V246H257V248L255 249L254 248V251H253V249L252 248H247L248 246H251V247H253L254 246ZM55 247H54V246ZM58 245H60V246H58ZM122 246H125V245H123V243L121 244ZM119 246L118 245V247H120V249H118L117 248V246L115 247V245H114V247L116 248V250L114 249V247L112 248V249H110V251H113V252H110L111 254H112V257H114L115 258V256H117L118 255V253H120V252H122V251H124V252H126V251H128L129 249H130V245L128 244V246H129V248H128V250H127V248L125 249V248H123L122 249V246ZM127 245V244H126ZM182 245V246H181ZM209 247H211V245H212V247L213 248H208V246ZM226 245V247H224V246ZM218 246V247H217ZM220 246V247H219ZM221 246H222V249L220 250V248H221ZM244 246H246V247H244ZM254 246V247H255ZM58 247V248H57ZM178 247V249H176ZM182 247V248H181ZM194 247V248H193ZM217 249H219V251L217 250V253H216V255L215 254H213L212 252L213 251H216V248ZM229 247V248H228ZM57 248V249H56ZM159 248V249H158ZM179 248H180V250H179ZM185 248H188V249H190L189 251H187V249L185 250ZM199 248H201V249H198ZM227 250H226V249ZM52 249L50 248L49 250H48V252H50V256L51 257H49L48 256V258H40L39 256H36L35 254H33V252H25L24 254L25 255H29L30 256V259H31V262L32 263H29V264H34L33 263V261H32V257H33V260L35 261L36 259H37V257H39L38 258V260L41 262H46V260H48L49 258H52L51 260H53V258H57L58 257V254H59V252H58V254L56 255V256H52V254L53 253H55L54 251H52ZM72 248H71V250H73ZM183 249H184V251H183ZM194 251H193V250ZM214 249V250H213ZM240 249V250H239ZM247 249H251L250 250V252H245V251H247ZM51 250V251H50ZM118 250H120V251H118ZM158 250H159V252H158ZM191 250H192V252H191ZM210 250L212 251V252H210ZM225 250V251H224ZM10 251V252H9ZM12 250L10 249V248H3L2 247V249L0 248V257H1V255H2V257H1V259H7V260H5V264H18V263H20V264H23L24 262V264H27L26 262H30V260L28 259V256H27V259L26 260H24L23 261V259H25L24 257H18V256H16V257H14L15 256V254H13L12 252H11ZM176 251H178V252H176ZM182 251L184 252V253H182ZM239 251H241V252H239ZM6 252H8V253H6ZM124 252H122V253H124ZM172 252H173V254H172ZM180 252V253H179ZM223 252H225L224 254H223ZM230 252V253H229ZM11 253V255H10V259H8V257H7V255L9 256V254ZM14 253H16L17 254V252H14ZM158 253V254H157ZM187 253H190V254H187ZM192 253H194V255L192 254ZM228 253V254H227ZM235 253L236 254H238V255H236V257L238 256V258L236 259V257H235ZM262 253V254H261ZM33 254V255H32ZM115 256H114V255ZM172 254V255H171ZM178 254H180V255H178ZM183 256H182V255ZM230 254V255H229ZM234 254V255H233ZM260 254V255H259ZM4 255H5V257H4ZM18 255H19V253H18ZM21 255V254H20ZM24 255V256H25ZM171 255V256H170ZM178 255V256H177ZM188 255V256H187ZM191 255H193V256H191ZM23 256V255H22ZM151 256H153V258L151 257ZM177 256V257H176ZM232 256H234V257H232ZM14 257V258H13ZM181 257H183V258H181ZM188 257H190V258H188ZM191 257H192V259H191ZM231 257L233 258V259H231ZM12 258V259H11ZM35 258V259H34ZM155 258H158V259H155ZM181 258V260H184V261H182L181 262V260H178V259H180ZM190 259L189 261H188V259ZM214 258H218V259H214ZM144 259H145V263H144ZM162 259V260H161ZM177 261H176V260ZM244 259V260H243ZM27 260H29V261H27ZM37 260V261H38ZM185 260H187V262L185 261ZM240 260H242V261H240ZM7 261V262H6ZM20 261V262H19ZM21 261H23V263H21ZM111 261V263L112 264H114V259H110L109 260V262ZM148 261V262H147ZM160 261H162L161 263H159ZM195 261H196V263H195ZM202 261V262H201ZM47 262H52L51 264H54V262L53 261H47ZM46 262V263H47ZM150 262V263H149ZM184 262H186V263H184ZM199 262H201V263H199ZM216 262V263H215ZM45 263V264H46ZM110 263V264H111ZM188 263V264H189ZM47 264H50V263H47ZM192 264V263H191Z\"/></svg>",
  "mask_w": 264,
  "mask_h": 264
}]
</instances>
